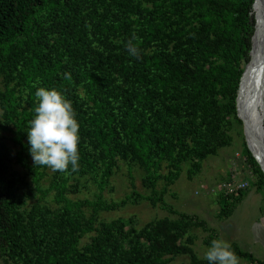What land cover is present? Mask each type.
Masks as SVG:
<instances>
[{
	"label": "trees",
	"instance_id": "16d2710c",
	"mask_svg": "<svg viewBox=\"0 0 264 264\" xmlns=\"http://www.w3.org/2000/svg\"><path fill=\"white\" fill-rule=\"evenodd\" d=\"M255 5V0H0L4 263L169 264L170 257L187 255L190 264H207L194 254L190 239L183 243L184 231L202 222L183 215L138 229L122 219L99 221V211L112 205L73 200L68 188L76 193L82 181H91L102 190L120 160L141 166L145 183L153 186L160 162L176 176L182 162L229 146L228 132L242 125L235 99L249 61ZM133 37L138 57L124 47ZM38 87L65 96L80 125L78 169L52 171L47 187L39 182L48 167L35 165L28 151ZM4 131L18 146L15 158L23 174L6 160ZM244 150L257 190L264 193V173ZM231 247L239 259L264 264Z\"/></svg>",
	"mask_w": 264,
	"mask_h": 264
},
{
	"label": "rangeland",
	"instance_id": "374dc122",
	"mask_svg": "<svg viewBox=\"0 0 264 264\" xmlns=\"http://www.w3.org/2000/svg\"><path fill=\"white\" fill-rule=\"evenodd\" d=\"M258 112L262 116L264 98ZM241 131L243 135V126L236 124L228 132L229 146L219 148L216 154L203 160L190 158L182 162L176 176H171L166 161L160 162L156 166L153 186L145 183L146 172L141 166L120 160L102 190L91 181H82L79 191L73 193L74 189L69 187L67 195L73 200L92 202L99 199L104 205H112L99 211V221L122 219L138 229L153 220H177L183 215L189 216L203 223L191 226L183 234V243L190 239L198 258H203L212 239L220 238L264 261V193L257 190ZM12 137L10 131L2 132L3 143L9 152L6 160L15 173L23 174L25 170L15 158L18 146L12 142ZM257 165L264 173L259 161ZM45 171L46 175L39 182L42 187H47L53 178L50 168ZM237 185H244V188L233 191ZM52 192L46 195L47 200L52 199ZM227 195L231 197L225 201ZM188 233L190 235L186 236ZM0 264L6 263L0 259ZM169 264H190V259L187 255L170 257ZM239 264L252 263L239 259Z\"/></svg>",
	"mask_w": 264,
	"mask_h": 264
},
{
	"label": "clouds",
	"instance_id": "9594fccd",
	"mask_svg": "<svg viewBox=\"0 0 264 264\" xmlns=\"http://www.w3.org/2000/svg\"><path fill=\"white\" fill-rule=\"evenodd\" d=\"M124 43L129 56L138 57L140 49L133 42ZM70 79L69 73H64ZM37 106L27 130L28 151L35 165L47 166L52 171L78 169L79 122L71 102L56 89L38 87L34 93ZM190 235V233L186 234ZM203 259L207 264H239V258L230 243L216 238L210 241Z\"/></svg>",
	"mask_w": 264,
	"mask_h": 264
},
{
	"label": "bare ground",
	"instance_id": "6f19581e",
	"mask_svg": "<svg viewBox=\"0 0 264 264\" xmlns=\"http://www.w3.org/2000/svg\"><path fill=\"white\" fill-rule=\"evenodd\" d=\"M255 1L254 17L257 25L252 37L249 65L238 86L236 104L237 113L244 123L248 146L264 170V145L261 144L262 142L259 143L260 146L257 144V140L262 141L259 124L262 116L259 115L258 106L264 98V65L261 58L264 42V0ZM255 100L256 106L254 105L251 110L250 107ZM252 116L255 117L256 124L253 123Z\"/></svg>",
	"mask_w": 264,
	"mask_h": 264
},
{
	"label": "water",
	"instance_id": "95a60500",
	"mask_svg": "<svg viewBox=\"0 0 264 264\" xmlns=\"http://www.w3.org/2000/svg\"><path fill=\"white\" fill-rule=\"evenodd\" d=\"M254 20H255V26H254V31H255V29H256V25H257L256 17H254ZM253 33H254V32H253ZM252 37H253V35H252ZM252 37H251V49H250V51H249V59H250L251 50H252ZM261 58H262V63H263V65H264V42H263V45H262ZM248 65H249V61H248V63H247V64L245 65V67H244V70H243V73H242V75H241L240 81H241L242 77L244 76V74L246 73L247 68H248ZM240 81H239V84H240ZM237 92H238V91H237ZM237 97H238V96H236L235 104H236ZM254 105L256 106V100H255V101L253 102V104L251 105V107H250L251 110L253 109ZM250 109H249V110H250ZM236 114H237V117L241 120V118L239 117V115H238V113H237V104H236ZM252 117H253V116H252ZM263 119H264V112H263V114H262L261 122L259 123V124H260V127H261V132H262V141L257 140V144H258V146H260V144H259L260 142H262L261 144L264 145ZM241 122H242V126H243V136H244V138H245L246 145H247L248 150L250 151L251 155H252L253 158L256 160L255 155L252 153V151L250 150V148H249V146H248V143H247V135H246V132H245L244 123H243L242 120H241ZM253 123L256 124L255 117H253ZM259 124H257V125H259ZM253 131H254V130H253ZM256 161H257V160H256ZM257 163H258V161H257ZM258 165H259V164H258ZM259 167H260V166H259ZM260 169H261V168H260ZM261 171H262V170H261Z\"/></svg>",
	"mask_w": 264,
	"mask_h": 264
},
{
	"label": "built area",
	"instance_id": "2783aa9c",
	"mask_svg": "<svg viewBox=\"0 0 264 264\" xmlns=\"http://www.w3.org/2000/svg\"><path fill=\"white\" fill-rule=\"evenodd\" d=\"M231 184H229V186H230ZM242 188H244V185H237L235 188H234V190L233 191H238V190H240V189H242Z\"/></svg>",
	"mask_w": 264,
	"mask_h": 264
}]
</instances>
